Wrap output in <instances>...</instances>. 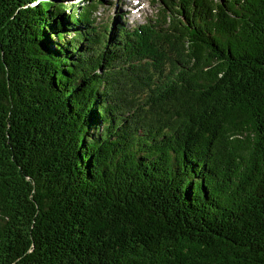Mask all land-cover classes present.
Returning <instances> with one entry per match:
<instances>
[{
  "label": "trees",
  "instance_id": "obj_1",
  "mask_svg": "<svg viewBox=\"0 0 264 264\" xmlns=\"http://www.w3.org/2000/svg\"><path fill=\"white\" fill-rule=\"evenodd\" d=\"M63 1L0 0V264H264V0Z\"/></svg>",
  "mask_w": 264,
  "mask_h": 264
},
{
  "label": "rangeland",
  "instance_id": "obj_2",
  "mask_svg": "<svg viewBox=\"0 0 264 264\" xmlns=\"http://www.w3.org/2000/svg\"><path fill=\"white\" fill-rule=\"evenodd\" d=\"M82 2L85 3V0H66L63 1V4L66 6L72 4L73 9L77 10ZM100 2L101 4L92 14L96 22L108 21L112 23L118 16L120 17L119 21L122 22L125 19L128 26L141 24L148 17L154 18L156 9V5L151 0H100Z\"/></svg>",
  "mask_w": 264,
  "mask_h": 264
}]
</instances>
